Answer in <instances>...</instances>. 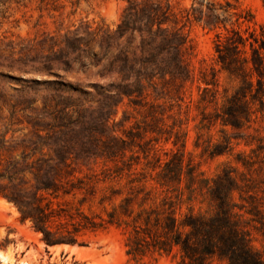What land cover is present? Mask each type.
I'll return each instance as SVG.
<instances>
[{
	"label": "trees",
	"instance_id": "1",
	"mask_svg": "<svg viewBox=\"0 0 264 264\" xmlns=\"http://www.w3.org/2000/svg\"><path fill=\"white\" fill-rule=\"evenodd\" d=\"M126 2L115 28L83 21L63 37L8 44L15 57L1 65L8 70L2 76L12 78L16 69L54 78H20L23 86L14 92L0 86L1 199L31 222L47 247L83 244L82 232L116 226L133 259L158 254L174 264H264V136L244 134L264 115V27L257 29L251 11L229 0H191L186 10L187 19L216 32L217 63L236 83L230 93L224 88L218 106V73L205 76L195 146L214 158L233 152L240 140L257 144L253 156L237 153L247 172L226 166L207 177L185 163L181 125L166 123L193 77L174 8L169 0ZM48 4L41 0L38 9L50 10ZM92 70L100 78L91 83L93 94L65 78ZM125 100L143 117L129 128L127 112L116 122ZM209 106L214 110L207 112ZM218 125L221 140L210 144L204 131ZM161 141L177 148L164 161L154 152ZM92 163L102 164L100 173L75 175L76 166ZM99 184L106 186L99 204L110 206L105 217L72 212L60 201L83 190L94 196ZM205 203L206 211H195Z\"/></svg>",
	"mask_w": 264,
	"mask_h": 264
},
{
	"label": "rangeland",
	"instance_id": "2",
	"mask_svg": "<svg viewBox=\"0 0 264 264\" xmlns=\"http://www.w3.org/2000/svg\"><path fill=\"white\" fill-rule=\"evenodd\" d=\"M2 1L5 2L2 3L0 0V86L11 92H14L12 88L23 86L20 78L44 79L54 77L36 71L24 73L16 69L11 71L12 78L2 76L8 70L1 65L9 64L15 57L8 44L10 45L11 42L16 44L21 39L40 41L47 34L63 37L67 32L79 27L83 21L88 22L93 28L102 24L115 28L119 24L123 10L127 5L126 0H47L49 2L47 7L50 10L40 11L38 6L41 0H23L20 3H17L18 0ZM169 1L177 16L178 27L182 28L187 37L188 63L193 77L185 86L184 101L181 106H175L169 113L175 118L167 119L166 123L169 127L173 126L176 119V124L181 125L180 128H177L186 133V145L183 150L184 161L196 165L205 176L213 177L222 172L226 166L237 168L239 173L247 172L240 163H237V153L243 152L245 155L253 156L252 149L257 147L256 143L247 146L245 141L240 140L238 141L239 144L234 146L233 152L214 158H210L207 154L204 155L203 147L197 148L195 146L198 134L197 126L201 121L205 106L200 103L202 90L206 86L205 76L209 75L213 69L218 73L220 83L218 106L224 100V88L229 89L230 93L235 88L236 83L228 79L226 73L221 71L220 65L217 63L214 49L216 32L204 28L193 18L187 19L186 10L190 9L191 0ZM217 1L223 2L224 0ZM229 1L251 11L257 29L260 26L264 27V0ZM52 6H58V9L51 10ZM65 78L80 83L83 88H86V95L95 92L91 88V83L100 81V78L96 76V70L86 74L71 72L65 74ZM81 96L85 97V94ZM213 110V106L207 108V112ZM124 112L133 116L125 124L126 128L143 119L142 115L125 100L118 106L116 122L123 119ZM220 129L221 126L218 125L204 131L205 139L209 140L210 144L220 141L222 137ZM226 129L229 133L232 132L229 127ZM244 134L264 136V115H259L257 122L250 129L245 130ZM175 150L177 148L173 146L172 141H161L155 145L154 152L164 161L168 159L165 152L170 153V151ZM258 166L255 165V168ZM75 170L76 176L89 177L94 172L100 173L102 164L95 165L92 163L89 166H76ZM96 189L97 193L94 196L90 195V192L85 193L83 190L77 191L75 196H68L60 201H68L66 207L72 212L74 209L80 208L87 215L99 214L105 217V209L108 210L110 206L106 205L104 209L99 204V200L105 192L106 186L99 184ZM84 196L87 201L81 204L80 200ZM235 199L239 200L238 194H235ZM207 209L206 203L203 206H195L196 212ZM182 211H187L186 206L183 207ZM41 238L42 234L33 229L30 221L22 222L20 220V213L16 207L0 197V255H2L0 264H174L171 257L158 254L143 259H133L127 255L124 230L116 226H110L105 230L96 232L84 231L78 237L79 242H83V244L74 246L47 247Z\"/></svg>",
	"mask_w": 264,
	"mask_h": 264
},
{
	"label": "bare ground",
	"instance_id": "3",
	"mask_svg": "<svg viewBox=\"0 0 264 264\" xmlns=\"http://www.w3.org/2000/svg\"><path fill=\"white\" fill-rule=\"evenodd\" d=\"M65 247H67L68 245H64ZM0 257H2V255H0ZM4 257V256H3ZM5 258V257H4ZM4 258H2V259H4ZM27 264V263H26Z\"/></svg>",
	"mask_w": 264,
	"mask_h": 264
},
{
	"label": "water",
	"instance_id": "4",
	"mask_svg": "<svg viewBox=\"0 0 264 264\" xmlns=\"http://www.w3.org/2000/svg\"><path fill=\"white\" fill-rule=\"evenodd\" d=\"M48 247H50V246H48Z\"/></svg>",
	"mask_w": 264,
	"mask_h": 264
}]
</instances>
